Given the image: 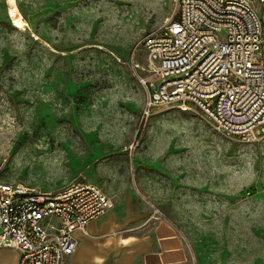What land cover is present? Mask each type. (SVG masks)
Here are the masks:
<instances>
[{
	"label": "rangeland",
	"instance_id": "obj_1",
	"mask_svg": "<svg viewBox=\"0 0 264 264\" xmlns=\"http://www.w3.org/2000/svg\"><path fill=\"white\" fill-rule=\"evenodd\" d=\"M0 0V182L78 183L155 206L193 264H264V138L243 144L193 107L143 116L133 50L172 0ZM36 37V38H35ZM154 83H156L154 81Z\"/></svg>",
	"mask_w": 264,
	"mask_h": 264
},
{
	"label": "built area",
	"instance_id": "obj_2",
	"mask_svg": "<svg viewBox=\"0 0 264 264\" xmlns=\"http://www.w3.org/2000/svg\"><path fill=\"white\" fill-rule=\"evenodd\" d=\"M133 77L146 93L143 116L193 107L227 138L253 144L264 138V0H172L169 17L133 50ZM154 81L156 83H154ZM150 220L165 216L141 197ZM113 202L95 185L42 193L0 182V249L17 264H65L76 233Z\"/></svg>",
	"mask_w": 264,
	"mask_h": 264
},
{
	"label": "crops",
	"instance_id": "obj_3",
	"mask_svg": "<svg viewBox=\"0 0 264 264\" xmlns=\"http://www.w3.org/2000/svg\"><path fill=\"white\" fill-rule=\"evenodd\" d=\"M135 194L136 199L110 198L112 209L88 223L87 235L75 234L78 247L65 264H193L180 231L168 220H150L148 207ZM18 257L15 250L0 249V264H17Z\"/></svg>",
	"mask_w": 264,
	"mask_h": 264
},
{
	"label": "bare ground",
	"instance_id": "obj_4",
	"mask_svg": "<svg viewBox=\"0 0 264 264\" xmlns=\"http://www.w3.org/2000/svg\"><path fill=\"white\" fill-rule=\"evenodd\" d=\"M7 2H8L7 10L13 27L16 29H22L25 26V23L23 21L24 18H22L20 12L18 11L15 4V0H8Z\"/></svg>",
	"mask_w": 264,
	"mask_h": 264
}]
</instances>
